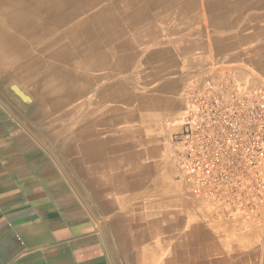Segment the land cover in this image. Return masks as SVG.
<instances>
[{"label":"crops","instance_id":"crops-1","mask_svg":"<svg viewBox=\"0 0 264 264\" xmlns=\"http://www.w3.org/2000/svg\"><path fill=\"white\" fill-rule=\"evenodd\" d=\"M70 27L0 19V264H264V209L217 217L173 137L214 66L264 85V0H115Z\"/></svg>","mask_w":264,"mask_h":264},{"label":"built area","instance_id":"built-area-1","mask_svg":"<svg viewBox=\"0 0 264 264\" xmlns=\"http://www.w3.org/2000/svg\"><path fill=\"white\" fill-rule=\"evenodd\" d=\"M178 146L185 190L228 221L264 209V85L242 86L234 71L214 66L192 86Z\"/></svg>","mask_w":264,"mask_h":264},{"label":"bare ground","instance_id":"bare-ground-1","mask_svg":"<svg viewBox=\"0 0 264 264\" xmlns=\"http://www.w3.org/2000/svg\"><path fill=\"white\" fill-rule=\"evenodd\" d=\"M1 1L8 11L11 10L12 7H15L13 3H10L12 0H10V2L8 0ZM114 2L115 0H20L19 6L21 5L27 9V14L22 18L23 20L18 16H14L12 17V21H15V25L19 26L21 36L26 35L22 33V28H28L30 32L31 27L36 31L38 27H43V31L41 32H48V40L69 39L71 36L75 37V35H77L76 33L79 27H70L66 32L60 33L63 27L68 26L70 22H75V26H86V24L95 19L103 9H107ZM40 8H42L43 13L38 14V12H41ZM31 10H33V14H31ZM38 36L39 35H37V37Z\"/></svg>","mask_w":264,"mask_h":264},{"label":"rangeland","instance_id":"rangeland-1","mask_svg":"<svg viewBox=\"0 0 264 264\" xmlns=\"http://www.w3.org/2000/svg\"><path fill=\"white\" fill-rule=\"evenodd\" d=\"M8 1L10 2V0H8ZM19 2H20V0H12L10 3H13L15 5V7H12V9L8 11V9L5 8V6L3 5V2L0 0V19L3 18L2 20H5L11 24H15V21H12L13 20L12 17L18 16L21 19L23 17H25V15L27 14V9H25L21 5L19 6ZM40 10H41V12H38V14L43 13L42 8H40ZM30 12H31V14L34 13L33 10H31ZM8 14H9V17H8ZM5 17L7 19H10V20H7ZM27 22H29V21H27ZM41 31H43V27H38L37 31L31 27L30 32H29L28 28L27 29L22 28V33L26 34L28 36V37L26 35L23 36L24 37L23 39H27V40L30 39V41L33 43H43V42H45V40H48L47 39L48 38V32H41ZM37 35H39V36L37 37ZM39 37H41V38H39ZM34 38H36V39H34Z\"/></svg>","mask_w":264,"mask_h":264}]
</instances>
